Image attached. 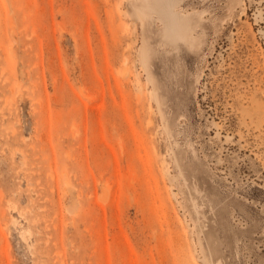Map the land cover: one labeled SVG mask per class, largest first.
<instances>
[{"label": "rangeland", "instance_id": "1", "mask_svg": "<svg viewBox=\"0 0 264 264\" xmlns=\"http://www.w3.org/2000/svg\"><path fill=\"white\" fill-rule=\"evenodd\" d=\"M161 9L0 0V264H264V0Z\"/></svg>", "mask_w": 264, "mask_h": 264}, {"label": "bare ground", "instance_id": "2", "mask_svg": "<svg viewBox=\"0 0 264 264\" xmlns=\"http://www.w3.org/2000/svg\"><path fill=\"white\" fill-rule=\"evenodd\" d=\"M181 0H159V2H160V4H161V10H162V13H163V15H164V18H165V20H166V22H167V27H166V29H167V33L169 34V36L170 37H172V40H174V41H178L179 42V40L180 39H185V37H186V35H187V33H186V29L187 28H189V22H188V20L186 19V18H182L180 15H179V13L177 12V10H176V8L178 7V5H179V2H180ZM15 152V151H14ZM23 153V152H22ZM24 157V156H23ZM25 159V158H24ZM23 164H26V163H23ZM53 176V175H52ZM55 176V175H54ZM53 176V177H54ZM2 192V191H1ZM1 194V193H0ZM7 194V193H6ZM35 195V194H34ZM7 196V195H6ZM3 197V196H2ZM1 198V197H0ZM2 200L4 199V198H1ZM11 199V198H10ZM1 202V201H0ZM10 203H11V201H10ZM13 203V202H12ZM14 205V204H13ZM8 206V205H7ZM16 207H17V204L15 205ZM11 207V206H10ZM15 207V208H16ZM11 209H12V207H11ZM18 209V208H17ZM22 210H24V209H22ZM18 211V210H17ZM106 213V212H105ZM20 216V215H19ZM23 216H24V213H23ZM0 217H1V214H0ZM13 217H15L14 215H13ZM26 217V216H25ZM14 219V218H13ZM12 219V220H13ZM154 219V218H153ZM15 220V219H14ZM13 220V221H14ZM16 220H17V218H16ZM15 220V221H16ZM29 220V219H28ZM152 220V219H151ZM14 221V222H15ZM153 221V220H152ZM17 222V221H16ZM2 223V222H1ZM18 223V222H17ZM13 224V223H12ZM3 225V224H2ZM1 225V226H2ZM7 225H8V223H7ZM15 225H17V224H15ZM0 226V227H1ZM2 228H3V226H2ZM6 227L4 226V229H5ZM25 228H26V225H25ZM4 229H3V231H4ZM7 229H8V226H7ZM27 229H29V228H27ZM96 229V228H95ZM102 229V228H101ZM6 230V229H5ZM30 230V229H29ZM29 230H26L27 232H30ZM2 231V230H1ZM2 231V232H3ZM10 231V230H9ZM24 231V230H23ZM7 231H5V233H6ZM27 232H25V233H27ZM21 233H23V232H21ZM24 233V234H25ZM31 233V232H30ZM3 234H4V232H3ZM8 234V233H7ZM23 234V235H24ZM31 234H33V232L31 233ZM30 234V235H31ZM21 235V234H20ZM22 235V239H23V236ZM26 235V234H25ZM28 235V234H27ZM30 235H28V240H29V237H30ZM96 235V234H95ZM0 236L2 237V234H0ZM51 236V235H50ZM1 237H0V239H1ZM6 237V236H5ZM4 238V237H3ZM31 238V237H30ZM34 239H36V238H34ZM4 240V239H3ZM3 240H2V242H3ZM24 242V241H23ZM27 242V241H26ZM49 242V241H48ZM57 242V241H56ZM61 242V241H60ZM100 242H101V240H100ZM121 242V241H120ZM7 243V242H6ZM9 243V242H8ZM7 243V244H8ZM34 243H36V242H34ZM29 244V243H28ZM55 244V243H54ZM57 244V243H56ZM3 246V245H2ZM1 246V247H2ZM8 245H6V247L5 248H7V249H9L8 247H7ZM31 246V243H30V245H29V247ZM57 246V245H56ZM28 247V248H29ZM32 247H34V244L32 245ZM35 247H37V246H35ZM34 247V248H35ZM11 248H12V246H11ZM97 248V247H96ZM95 248V249H96ZM2 249H3V247H2ZM2 249H0V251H2ZM31 249V248H30ZM42 250V249H41ZM40 250V251H41ZM9 251V250H8ZM32 251V250H31ZM39 251V250H38ZM13 252V251H12ZM11 252V253H12ZM9 253V252H8ZM56 253H57V251H56ZM64 253V252H63ZM96 253V252H95ZM3 254V253H2ZM1 254V255H2ZM7 254V253H6ZM13 254V253H12ZM32 254H33V251H32ZM35 252H34V256H35ZM40 254V253H39ZM55 254V253H54ZM57 254H59V252L57 253ZM61 254V253H60ZM4 255V254H3ZM10 255V254H9ZM9 255H7V257L9 256ZM5 256V255H4ZM1 258V257H0ZM12 258V257H11ZM11 258H10V260H11ZM4 259H5V257H4ZM3 259V260H4ZM9 259V258H8ZM58 259H60V258H58L57 257V259L56 260H58ZM9 260V261H10ZM2 261V260H1ZM35 261V260H34ZM65 261H66V259H65ZM5 262H7V261H5ZM12 262V261H11ZM33 262V261H32ZM3 263V262H2ZM10 263V262H9ZM61 263H63V262H61ZM65 263V262H64ZM99 263V262H98ZM4 264V263H3Z\"/></svg>", "mask_w": 264, "mask_h": 264}]
</instances>
